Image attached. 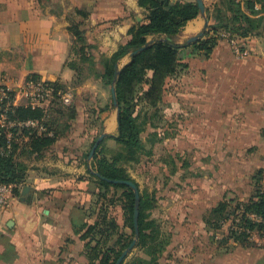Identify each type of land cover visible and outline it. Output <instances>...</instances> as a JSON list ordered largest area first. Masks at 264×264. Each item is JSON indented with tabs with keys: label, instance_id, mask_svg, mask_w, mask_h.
<instances>
[{
	"label": "crops",
	"instance_id": "crops-1",
	"mask_svg": "<svg viewBox=\"0 0 264 264\" xmlns=\"http://www.w3.org/2000/svg\"><path fill=\"white\" fill-rule=\"evenodd\" d=\"M203 2L209 17L206 13L189 22L178 36L186 68L165 87L163 100L169 101L172 119L178 123L175 136L183 135L188 146L201 147L208 161L218 153H232L236 164L264 169V35L237 38L245 54L242 59L226 41L204 58L192 45L205 39L219 16L230 20L233 7L231 0ZM235 2L252 19L264 15V0ZM77 10L86 18L79 17ZM147 15L138 0H0V87L15 94L16 106L29 86L69 87L75 80V72L67 66L74 57L73 24H81L88 43L110 57L132 39V29L147 22ZM196 37L200 38L193 42ZM98 85L90 81L77 92ZM183 121L185 128H180ZM106 123V133L112 136L113 121ZM60 142L84 154L77 145ZM65 158L61 152L38 161L34 157L20 194L0 210V264H88L86 243L74 224H92L88 215L97 191L88 173L90 165L81 157L76 162ZM250 177L239 179L250 181ZM25 187L30 191L23 196ZM117 209L123 218L122 208ZM252 240L264 247V238L255 235Z\"/></svg>",
	"mask_w": 264,
	"mask_h": 264
},
{
	"label": "trees",
	"instance_id": "trees-1",
	"mask_svg": "<svg viewBox=\"0 0 264 264\" xmlns=\"http://www.w3.org/2000/svg\"><path fill=\"white\" fill-rule=\"evenodd\" d=\"M230 3L233 7L232 18L229 20L226 16H219L217 23L210 26L209 30L205 32V39L192 45L195 53L209 59L219 43L225 41L234 53L232 41L240 47L237 38L245 39L250 36L264 35V15L258 19H252L241 11L240 4H236L235 0H231ZM138 4L147 11V22L132 29L130 32L132 39L126 45L120 46L110 57L100 55L97 48L88 43L81 24H73L70 28V32L75 37L72 49L74 57L67 63L68 68L75 72V80L72 85L77 86L83 82L79 81V77L82 71L81 67L86 63L93 71L96 80L111 89L115 88L120 109L117 118L118 135H106V137L121 146L122 151L107 150L103 152L102 142L90 165L91 168L88 170L97 192L94 193L90 214H86L89 218L95 216V220L92 224L88 222L74 224L76 233L81 234L82 241L86 243L84 255L88 264H116L122 253L135 239V195L133 190L126 185L110 184L98 178L94 173L109 180L130 181L139 188L125 166L139 162L144 151L142 140L144 128L134 116L139 90L144 85L148 87L144 100L149 105L157 107L163 102L167 81L177 76L182 68H186V65L183 64L184 46L177 44L178 36L189 22L201 16L199 6L195 1L138 0ZM76 13L82 19L86 18L85 13L79 10ZM206 13L209 17V10L206 9ZM222 34H226L228 37H223ZM152 36L155 38L149 42L148 37ZM140 50L143 51L132 56L134 52ZM128 56L130 62L120 68V62ZM32 81L35 82V80ZM49 86L53 87L56 92L68 87L60 84ZM73 115L74 112L70 118H73ZM6 116L8 122L15 124L14 129L22 132L21 137L27 139L22 145H13L10 142L11 148L8 150L7 135L2 134L0 138V142H2V146H0V185L14 186L15 195L20 194V189L25 183L27 169L24 164L18 161L25 153L35 157L37 161L43 160L55 152H61L69 162H76L79 157L89 158L90 154L79 155L76 149L60 142L61 133L55 131L57 128L49 126L48 113L44 108L11 106ZM27 123H36L37 126H26ZM20 124H22V129L17 128ZM41 128L45 130L47 128V131L42 132ZM249 155L250 153L248 156L245 154V157L249 159ZM236 157L232 153H218L209 161V164H212L211 168H216L217 165L222 169L228 168L231 176L235 177L243 178L246 174H250V181H244L246 183L244 187L250 190V194L245 199L244 196L231 188L230 192L232 193L225 194L223 199L207 212L203 217V223L210 232L218 234L223 232L226 223L233 222V228L224 240L226 246L231 241L234 247L241 250H264V247H258L252 240L255 235L264 238V169L244 168L236 164L238 163ZM185 165L188 169L192 167V165ZM177 172L178 169L174 167L171 176L176 175ZM111 189L122 191L121 197L124 199V204L121 207L124 219L123 227L131 229L133 237L131 240L126 234L121 233L116 217L110 215L109 211L119 206L117 205L119 201H115V196L110 204L108 203L107 194ZM247 189L244 188V192ZM152 208V197H145L140 191V237L136 248L149 258V261L145 260L143 264H158L166 250V240L161 238L157 222L149 218L148 213ZM114 237L116 240L110 246ZM119 247H121L120 252L117 251ZM112 255H115L113 261L111 260ZM263 261L264 259L259 260L256 264H264Z\"/></svg>",
	"mask_w": 264,
	"mask_h": 264
},
{
	"label": "rangeland",
	"instance_id": "rangeland-1",
	"mask_svg": "<svg viewBox=\"0 0 264 264\" xmlns=\"http://www.w3.org/2000/svg\"><path fill=\"white\" fill-rule=\"evenodd\" d=\"M129 62V56L124 58L120 62V68ZM81 69L79 77V81H83L81 84L64 87L58 92L50 86L48 88L52 92L48 94L37 91L33 88L35 85L29 86L28 90L23 89L25 95L18 96L17 106L14 104L15 94L0 87V138L2 134H6L9 144L11 142L13 145H22L27 141L21 137L22 132L14 129L15 124L7 121L6 114L11 106H32V103L34 107H41L47 111L48 124L51 128H57L55 131L61 133V140L77 145L85 156L90 154L93 144L102 134L108 136L106 122L110 119L114 125L111 134L117 136V110L114 107L111 87L104 86L96 80L88 64L84 63ZM90 81L99 83L98 87L82 93L77 92ZM147 89L148 87L144 85L139 90L134 110V116L144 128L142 133L144 151L139 162L125 166L143 195L153 199V208L148 215L157 222L161 238L166 240V250L158 264H256L263 260L264 250H241L234 247L231 241L225 245L224 240L229 236L233 222L226 223L223 232L218 234L210 232L205 227L203 217L223 199L225 194L232 193L231 188L245 199L250 190L244 187L246 183L240 180V177L231 176L228 168H211L208 153H203L201 147L198 148L197 145V148L190 145L189 147L186 138L181 137L183 135L175 136L178 123L172 119L169 101L166 104L163 100L157 107L149 105L144 100ZM73 112V118H70ZM107 118L109 120H106ZM179 125L180 128H185V121ZM41 131H47V128L46 130L41 128ZM107 150L120 152L122 147L106 137L102 143V151ZM18 161L27 169V166L33 163L34 157L25 153ZM82 162L91 165L93 160L84 158ZM185 164L192 167L188 169ZM174 167L178 172L171 176ZM244 188L247 189L246 192ZM108 192V203L110 204L115 196V201H119L117 207H122L124 204L122 191L111 189ZM109 212L119 222L121 233L126 234L129 240L133 239L131 229L123 227L122 212L119 209H112ZM91 219L93 222L95 216ZM115 240L116 237L110 246ZM117 251L120 252L121 247ZM114 256L111 257L112 261ZM148 259L135 248L124 264H143L145 260L149 261Z\"/></svg>",
	"mask_w": 264,
	"mask_h": 264
},
{
	"label": "water",
	"instance_id": "water-1",
	"mask_svg": "<svg viewBox=\"0 0 264 264\" xmlns=\"http://www.w3.org/2000/svg\"><path fill=\"white\" fill-rule=\"evenodd\" d=\"M195 2L197 3V5L199 6V9H200V13H201V16L202 17H205L206 16V8H205V5H204V2L203 0H195ZM208 27V25L206 24V28ZM203 35L201 34L200 37H202ZM200 37H196L193 42H196L199 40ZM141 51L143 50H140V51H136L132 54V56L134 55H137L138 53H140ZM111 94H112V99H113V103H114V106L117 110V118L119 117V114H120V109H119V105L117 103V98H116V91H115V88H112L111 89ZM106 138V134H102L98 140L96 141L95 145L93 146L91 152H90V155H89V158L88 160L91 161L93 160L95 154H96V151L99 147V145L104 141V139ZM98 178L110 183V184H114V185H126L128 187H130L133 192H134V195H135V206H134V227H135V239L133 240V242L130 244V246L122 253V255L120 256V258L117 260L116 264H124L125 260L127 259V257L129 256V254L136 248L137 246V243H138V240H139V237H140V233H139V215H140V212H139V208H140V191H139V188L138 186L133 183V182H130V181H116V180H109V179H106V178H103L100 174L98 173H94ZM30 189L28 187H25L23 189V192H22V195L23 196H26L28 195ZM10 228L13 227V223L11 222L9 225H8Z\"/></svg>",
	"mask_w": 264,
	"mask_h": 264
},
{
	"label": "built area",
	"instance_id": "built-area-1",
	"mask_svg": "<svg viewBox=\"0 0 264 264\" xmlns=\"http://www.w3.org/2000/svg\"><path fill=\"white\" fill-rule=\"evenodd\" d=\"M223 37L227 38L228 35L224 34ZM231 44L233 46V50H234V53L237 56V58L242 59L245 56V54L238 48L237 44L234 41H232ZM48 87H50V86H46V85L41 84V85H39V86L37 85L33 88H36L37 91H39L42 94H48V93L52 92V90H50ZM31 105L33 107L35 106L33 103ZM25 125L31 126V127L37 126L36 123H27ZM19 126H22V124H20ZM10 148H11L10 144H8L7 149L10 150ZM14 196H15L14 186L0 185V210H3L5 208L9 207Z\"/></svg>",
	"mask_w": 264,
	"mask_h": 264
}]
</instances>
